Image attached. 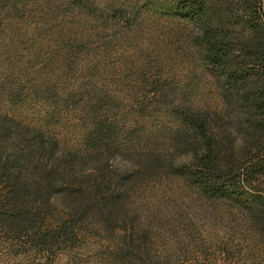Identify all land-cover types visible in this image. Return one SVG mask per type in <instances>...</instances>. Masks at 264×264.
I'll list each match as a JSON object with an SVG mask.
<instances>
[{
	"label": "trees",
	"instance_id": "1",
	"mask_svg": "<svg viewBox=\"0 0 264 264\" xmlns=\"http://www.w3.org/2000/svg\"><path fill=\"white\" fill-rule=\"evenodd\" d=\"M176 1L191 9L202 60L219 82L220 110L171 109L162 94L164 109L182 124L172 136L174 149L184 153L176 160L145 147L141 137L132 149L122 145L102 122L78 147H67L43 126L23 125L0 106V237L16 252L48 260L92 236L113 240L103 251L107 264H201L194 257L179 263L170 254H149L162 225H170L171 210L162 214L159 206L138 222L148 196H158L160 205L173 194L174 182L187 194L182 210L189 228L198 223L208 239L217 223L220 252L241 236L249 245L238 253L264 264L263 0ZM0 100L14 103L12 92L0 91ZM187 244H195L192 233ZM231 260L213 258L212 264Z\"/></svg>",
	"mask_w": 264,
	"mask_h": 264
},
{
	"label": "rangeland",
	"instance_id": "2",
	"mask_svg": "<svg viewBox=\"0 0 264 264\" xmlns=\"http://www.w3.org/2000/svg\"><path fill=\"white\" fill-rule=\"evenodd\" d=\"M190 10L176 0H0V91H11L14 100H0L2 112L23 125L43 126L67 147H78L87 130L102 122L124 146L134 148L141 137L145 147L183 158L171 144L182 125L171 109L221 108L219 82L202 60ZM162 94L171 109L165 110ZM232 134L238 139L236 129ZM181 189L173 182V194L160 205L158 196L149 195L140 212L141 223L159 206L162 214H173L150 255L170 254L179 263L185 257L201 264L231 257V264H261L238 253L249 245L241 236L220 252L216 233L223 230L217 223L208 239L198 223L189 228ZM189 233L195 238L191 248ZM111 245L113 240L85 236L47 260L18 253L0 237V264H107L103 251Z\"/></svg>",
	"mask_w": 264,
	"mask_h": 264
}]
</instances>
